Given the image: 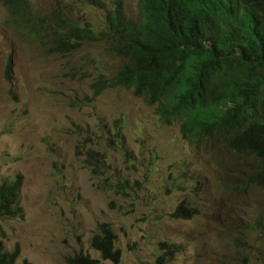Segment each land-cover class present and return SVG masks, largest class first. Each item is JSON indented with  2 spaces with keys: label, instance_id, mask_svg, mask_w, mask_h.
Masks as SVG:
<instances>
[{
  "label": "rangeland",
  "instance_id": "obj_1",
  "mask_svg": "<svg viewBox=\"0 0 264 264\" xmlns=\"http://www.w3.org/2000/svg\"><path fill=\"white\" fill-rule=\"evenodd\" d=\"M101 1L110 9L114 0ZM124 2L137 21L141 0ZM68 3L33 0L34 12L51 25L58 15L102 27L104 11ZM46 50L0 2V179L24 177L23 216L2 220L5 248H20L16 264H67L78 254L115 264L92 246L103 223L118 235L119 264H264V187L248 184L253 158L190 140L184 120L165 124L159 104L133 88L96 95L93 81L127 63L106 42ZM183 203L199 214L174 218Z\"/></svg>",
  "mask_w": 264,
  "mask_h": 264
},
{
  "label": "trees",
  "instance_id": "obj_2",
  "mask_svg": "<svg viewBox=\"0 0 264 264\" xmlns=\"http://www.w3.org/2000/svg\"><path fill=\"white\" fill-rule=\"evenodd\" d=\"M0 1L13 7L20 23L35 21L37 36L45 31L46 21L32 13V0ZM91 1L106 8L100 0ZM104 19L101 28H94L58 17L63 27L52 25V33L39 37L49 54L67 55L86 44L106 42L127 63L111 77L98 76L92 84L96 95L109 87H134L148 103L159 104L165 124L184 120L190 140L222 143L241 157L253 158L258 168L248 184L264 187V0H141L137 21L126 17L123 0H115ZM89 154L92 159L97 152ZM23 184L21 174L0 179V264H16L20 256L19 246L5 248L2 220L23 216ZM198 214L183 203L173 217L189 220ZM117 240L113 226L103 223L92 246L105 260L119 264L123 252ZM67 264L101 262L78 254Z\"/></svg>",
  "mask_w": 264,
  "mask_h": 264
},
{
  "label": "clouds",
  "instance_id": "obj_3",
  "mask_svg": "<svg viewBox=\"0 0 264 264\" xmlns=\"http://www.w3.org/2000/svg\"><path fill=\"white\" fill-rule=\"evenodd\" d=\"M101 1V0H100ZM115 1V0H114ZM114 1H113V3H112V6H111V8L110 9H108L107 8V5L103 2V1H101V2H103L105 5H106V8H100L99 6H97V5H95L94 4V2L93 1H91V0H69V5H72V6H74V7H77L78 9H80L81 10V7L82 6H84V7H89V8H91V9H100V10H102V11H104V13H105V15H104V18L107 16V13L113 8V4H114ZM1 2V1H0ZM123 2H124V0H123ZM2 3V2H1ZM141 3V2H140ZM3 5H5L4 3H2ZM32 5H33V0H32ZM6 6V5H5ZM6 7H8L10 10H11V13H12V19H13V21L17 24V25H20V26H24L25 28H30V30H31V32H33L34 34H35V32H34V30H33V28L35 27V21H32V22H24V23H20L19 21H17L15 18H14V16H13V7L12 6H6ZM139 9H140V6H139ZM124 10H125V2H124ZM32 13H33V15L35 16V19H37V18H41V19H44L45 20V18H43V17H39V16H37L36 15V13L34 12V5L32 6ZM83 14H85V13H83ZM125 15H126V13H125ZM56 17H57V21H58V17H63L64 19H65V21H72V22H78L79 24H81V25H84V24H88L89 22H83V21H80L79 20V17H77L76 19L75 18H69V17H64V16H58V15H55ZM127 17V16H126ZM128 18V17H127ZM139 18H140V16H139ZM34 19V20H35ZM129 19V18H128ZM105 20V19H104ZM130 20H132V19H130ZM139 20V19H138ZM46 21V25H45V28H44V30H46V27L48 26V27H52V25L53 26H55L56 28H62L63 27V23H61V24H59L60 22L58 21V24H56V25H54V24H52L51 25V23L50 22H48L47 20H45ZM134 21V20H133ZM105 22V21H104ZM104 22H103V24H104ZM90 24V23H89ZM52 31V30H51ZM44 32L45 31H42L41 33H40V35L39 36H42L43 34H44ZM66 32V31H65ZM36 35V34H35ZM37 36V35H36ZM38 36V37H39ZM82 49V48H81ZM80 49V50H81ZM79 51V50H78ZM77 52V51H76ZM49 54V53H48ZM122 57V56H121ZM13 66V64H12V60L10 61V63H9V68H11ZM9 68L7 69V72H6V75H7V77L10 79L11 78V74H10V70H9ZM115 75V74H114ZM98 78V77H97ZM96 78V79H97ZM95 79V80H96ZM94 80V81H95ZM93 81V82H94ZM93 84V83H92ZM121 86H125V85H121ZM119 87V86H118ZM128 87V86H127ZM93 88V87H92ZM94 91V90H93ZM133 91H134V87H133ZM135 93V92H134ZM137 95V94H136ZM23 189V188H22ZM7 218H9V217H7ZM105 260V259H104ZM101 262V261H100Z\"/></svg>",
  "mask_w": 264,
  "mask_h": 264
}]
</instances>
